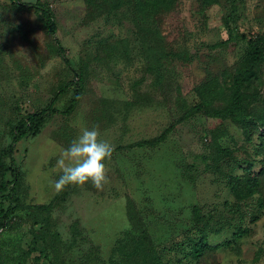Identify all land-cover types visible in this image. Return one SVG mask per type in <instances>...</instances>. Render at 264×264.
<instances>
[{"label":"rangeland","instance_id":"obj_1","mask_svg":"<svg viewBox=\"0 0 264 264\" xmlns=\"http://www.w3.org/2000/svg\"><path fill=\"white\" fill-rule=\"evenodd\" d=\"M20 1L47 4L57 31L0 0V201L21 204L0 228V264H264V57L248 43L264 55V0ZM239 92L244 124L204 115ZM30 113L39 132L14 144L11 175ZM182 117L163 144L127 149ZM93 126L121 148L107 182L56 191L61 149ZM59 194L49 243L28 206Z\"/></svg>","mask_w":264,"mask_h":264},{"label":"trees","instance_id":"obj_2","mask_svg":"<svg viewBox=\"0 0 264 264\" xmlns=\"http://www.w3.org/2000/svg\"><path fill=\"white\" fill-rule=\"evenodd\" d=\"M12 5L20 7L22 9L25 10H29L32 11L34 13V15L36 16V19L40 22V24L42 25V27L47 31V33L50 36L55 37L56 35V24L54 21V15L51 11V9L49 8V6L45 3H41V2H36L35 4H29V3H23L20 0H8ZM233 32H231L232 34ZM245 37V36H244ZM234 37H232V35H230L229 39H233ZM229 41V40H228ZM56 45H57V53L60 57L64 58V50L61 48V46L59 45V42L55 39ZM250 43V51H254V54L258 59L257 61H259L260 58H263L264 55L259 54V52H256V46H254L253 42H248ZM65 62H67V60H65ZM73 84H69V86H72ZM66 87V86H65ZM64 89L61 88V90L59 91V93L63 92ZM76 96L72 99V103L71 105H73L76 102ZM56 98H54V100L52 101L55 102ZM232 102H230V105L224 109V110H215V111H204V115L210 118H223V119H228L230 121H232L233 123L236 124H244L245 123V119H246V115H247V101H246V95L242 92H239L237 94H235L234 100H231ZM50 108L47 109V111ZM72 106H70L67 109V112L71 111ZM201 108H194V110H198L200 111ZM51 112H54L53 110H51ZM40 113H30L27 116L23 117L19 123L18 126L16 127L15 133L13 135L12 138V144L10 146L9 149V159H10V172L11 175H15L17 173L16 169H15V162L12 158V151H13V146L14 144L18 143L19 141H21L23 138L27 137L28 135H36L39 132V128H40ZM183 119V117L181 119H179L178 121H175L173 124H171L167 129H165L158 137L149 140V141H143V142H136L133 143L131 145H129L127 147V149H144V148H150L153 149L161 144H163L168 135L173 131L174 127L176 124L180 123L181 120ZM123 149V148H122ZM117 150H121V148H117L115 150H113V152H116ZM112 152V153H113ZM8 170V169H7ZM5 172L2 173V175H4ZM7 188H6V183H2L0 186V193L6 192ZM7 199V196L4 194H1L0 196V200ZM65 196H62V194H59L57 196V199H55L54 201L50 202L47 205H32V206H28V208L33 209L35 212H39L43 215V223L39 222L42 229L44 228V230H42L41 235L43 237H45V239L50 238V236L52 235V233H50V224H49V213L51 212V210L53 209V207L55 206L56 201L60 200V201H64ZM19 202V201H18ZM17 206H15L14 208H10L9 210H4L2 207V202L0 201V228L4 226L5 221H7V218L9 217L10 213H12L15 209L17 208H21V204L20 202L18 204H16ZM128 218L129 221L132 224V230H134V232L139 233L144 241H149V237L146 233V231L143 229L142 224H140V222L134 217L132 216L130 213L128 214ZM49 243H51V238L48 239ZM146 253V252H145ZM39 258H36V261H38ZM154 261H152L151 259H147L146 257H143L142 260H140L141 264H154ZM110 264L111 261H110Z\"/></svg>","mask_w":264,"mask_h":264},{"label":"clouds","instance_id":"obj_3","mask_svg":"<svg viewBox=\"0 0 264 264\" xmlns=\"http://www.w3.org/2000/svg\"><path fill=\"white\" fill-rule=\"evenodd\" d=\"M100 135L97 126L82 127L69 146L61 149L56 161L61 175L53 181L56 191L89 181L95 188H103L107 182L105 161L111 158L113 145Z\"/></svg>","mask_w":264,"mask_h":264}]
</instances>
